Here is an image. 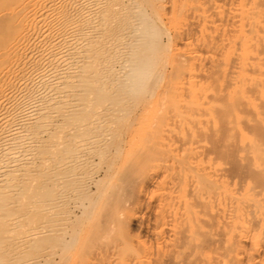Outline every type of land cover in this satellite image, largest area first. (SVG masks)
I'll list each match as a JSON object with an SVG mask.
<instances>
[{"label": "bare ground", "instance_id": "1", "mask_svg": "<svg viewBox=\"0 0 264 264\" xmlns=\"http://www.w3.org/2000/svg\"><path fill=\"white\" fill-rule=\"evenodd\" d=\"M0 264H264V0H0Z\"/></svg>", "mask_w": 264, "mask_h": 264}]
</instances>
